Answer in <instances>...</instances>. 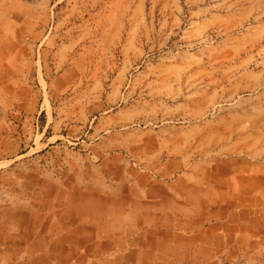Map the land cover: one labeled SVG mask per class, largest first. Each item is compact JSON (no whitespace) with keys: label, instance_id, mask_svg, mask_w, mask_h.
Masks as SVG:
<instances>
[{"label":"rangeland","instance_id":"rangeland-1","mask_svg":"<svg viewBox=\"0 0 264 264\" xmlns=\"http://www.w3.org/2000/svg\"><path fill=\"white\" fill-rule=\"evenodd\" d=\"M222 162L264 234V0H0V264L83 209L139 205L149 175ZM241 248L228 264H264Z\"/></svg>","mask_w":264,"mask_h":264},{"label":"crops","instance_id":"crops-1","mask_svg":"<svg viewBox=\"0 0 264 264\" xmlns=\"http://www.w3.org/2000/svg\"><path fill=\"white\" fill-rule=\"evenodd\" d=\"M228 164L213 166L205 178L197 180L149 175L133 190L143 197L139 205L122 213L116 209L115 214L112 206L107 211L106 206L94 205L98 211L101 208V215L92 209L81 213L83 209L76 219L62 221L57 237L54 232L46 236L43 251L25 247L23 259L30 264L38 260L46 264H228L236 257L239 260L242 245L264 243L262 211L230 204V191H241V187L237 177L231 178L236 169L229 170ZM177 191H205L217 197L199 205L167 203L166 196Z\"/></svg>","mask_w":264,"mask_h":264}]
</instances>
